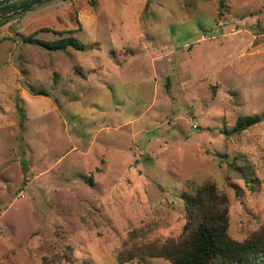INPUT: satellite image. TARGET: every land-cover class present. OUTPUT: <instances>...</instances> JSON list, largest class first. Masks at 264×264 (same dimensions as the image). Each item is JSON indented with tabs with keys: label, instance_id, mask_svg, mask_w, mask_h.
Listing matches in <instances>:
<instances>
[{
	"label": "rangeland",
	"instance_id": "rangeland-1",
	"mask_svg": "<svg viewBox=\"0 0 264 264\" xmlns=\"http://www.w3.org/2000/svg\"><path fill=\"white\" fill-rule=\"evenodd\" d=\"M205 183L231 240L264 227V0H53L0 27V264H171L145 246Z\"/></svg>",
	"mask_w": 264,
	"mask_h": 264
},
{
	"label": "trees",
	"instance_id": "trees-1",
	"mask_svg": "<svg viewBox=\"0 0 264 264\" xmlns=\"http://www.w3.org/2000/svg\"><path fill=\"white\" fill-rule=\"evenodd\" d=\"M6 22H0V27ZM21 38L24 43L50 51L68 47L79 52L84 50V46L72 37L50 43L32 36ZM261 121L260 116L241 118L230 133L245 131ZM230 169L247 183L248 178L242 171L234 165H230ZM182 202L186 213L182 236L161 245H147L144 252L171 264H264V227L242 242L231 240L227 234V199L213 184L200 185L193 193L184 192Z\"/></svg>",
	"mask_w": 264,
	"mask_h": 264
},
{
	"label": "water",
	"instance_id": "water-1",
	"mask_svg": "<svg viewBox=\"0 0 264 264\" xmlns=\"http://www.w3.org/2000/svg\"><path fill=\"white\" fill-rule=\"evenodd\" d=\"M50 1L53 0H0V9L16 5L5 10H0V22L12 20L22 13Z\"/></svg>",
	"mask_w": 264,
	"mask_h": 264
},
{
	"label": "flooded vegetation",
	"instance_id": "flooded-vegetation-1",
	"mask_svg": "<svg viewBox=\"0 0 264 264\" xmlns=\"http://www.w3.org/2000/svg\"><path fill=\"white\" fill-rule=\"evenodd\" d=\"M14 6H16V5L7 6L6 8L0 9V10H5V9H8V8H10V7H14Z\"/></svg>",
	"mask_w": 264,
	"mask_h": 264
}]
</instances>
